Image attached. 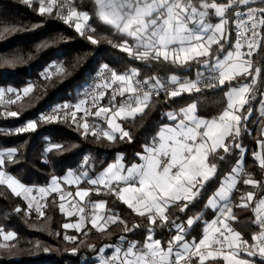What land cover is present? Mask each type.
<instances>
[{
	"label": "snow or ice",
	"instance_id": "snow-or-ice-1",
	"mask_svg": "<svg viewBox=\"0 0 264 264\" xmlns=\"http://www.w3.org/2000/svg\"><path fill=\"white\" fill-rule=\"evenodd\" d=\"M32 6L34 0H23ZM38 14L41 16L53 14L57 19L84 36L87 31L86 22L90 19L87 11H78L73 0H38ZM96 16L105 25L110 26L116 33L126 36L119 45L108 42L113 47H119L121 52L134 61L145 65L172 66L179 72L190 73L195 70V78L188 75L173 73L166 78L158 73L141 79L140 72L130 68L124 73H117L104 65L101 73L103 83L95 86V94L91 97L92 106L111 91L110 106H100L92 113L86 106L87 101L78 104L56 105L50 112L41 113L38 120L28 121L15 130L16 134L34 132L40 123H53L72 120L83 134L89 132L98 140L101 135L109 142H114L118 132L121 141L132 142V136L119 123L120 120L142 116L154 98L163 92L168 99L183 94L200 93L205 88L223 87L231 84L238 77L250 78L239 87H230L226 93L227 108L212 119H205L197 114V104L192 103L179 111H167L155 135L143 145V151L136 153L139 162L126 164L123 154H117L113 163L107 165L103 171L95 176L90 175L94 168L93 158L85 155L77 170H69L63 178L65 184L79 185L82 181L94 186L97 194L101 189L106 194L115 195L117 200L131 209L137 216L146 218L147 235L143 243L127 240L120 236L119 242L106 245L99 249L111 248V256L101 259V264H206V261L222 259L224 264H264V196L256 199V193L249 191L241 197L237 206L252 208L255 219L252 221L258 228L254 232L251 243L242 238L230 221L237 217L233 212L232 194L237 184L251 185L254 189L264 187V184L253 178L241 166L239 160L220 181L219 187L208 198L205 209H211L217 214L211 222L204 221L202 238L196 242L186 239L188 230L203 220V213L181 220L180 216H173L172 210L186 213L190 206L203 194L206 185L214 179L219 170V163L232 155L233 149H241L237 142L241 135L242 125L248 119L244 113L251 114L248 106L253 100L261 105V116H264V94L258 93L256 86L261 77V66L252 59L264 45V0H94ZM17 27H5L0 31V40L8 32H18ZM235 34L232 49L221 58L220 52L224 45L231 43V36ZM92 44L98 40L92 35L87 36ZM50 40L37 45V51L51 47ZM215 46V47H214ZM31 58V57H29ZM3 63L14 66L22 57H3ZM56 74H63V65H50L41 73L45 80H50L52 68ZM104 72H110L104 76ZM34 91L31 83L21 90L0 87V99L7 94H14L16 100L29 96ZM117 97H120L117 102ZM9 104L15 103L13 100ZM84 115L77 120V113ZM4 115L18 117L16 111H7ZM94 115L107 121L111 131L98 132L96 126L90 125L87 117ZM83 121V122H80ZM261 153H254L259 166L264 169V141H259ZM222 150V151H221ZM18 148L0 149V185H7L16 196H23L28 201V208L33 207L36 196L34 189L26 187L14 176L4 170L6 164L16 163ZM63 151V145L52 144L45 152ZM42 199L50 193H60V211L68 216H78L75 224H64L65 229L74 228L81 231L83 222H90L97 231L104 233L108 224L124 225V232H132L141 227L133 224L131 228L119 217L110 212L105 201H87L91 206V216L86 213L85 198L89 197L92 189L79 188L75 196L80 202L68 201L65 208V194L61 190L59 180L53 177L48 187L36 189ZM71 192L67 196L71 197ZM254 204V207L252 206ZM36 211L43 216V205L36 202ZM20 212V209H16ZM157 228H169L174 235L165 247L161 240L155 239ZM0 235L5 241L15 238V232L0 228ZM64 239L74 242L75 236L65 235ZM0 247H6L0 245ZM90 250L95 246L89 245ZM45 252L49 250L44 249ZM253 259L240 258V252ZM78 253V247L70 250Z\"/></svg>",
	"mask_w": 264,
	"mask_h": 264
},
{
	"label": "trees",
	"instance_id": "trees-1",
	"mask_svg": "<svg viewBox=\"0 0 264 264\" xmlns=\"http://www.w3.org/2000/svg\"><path fill=\"white\" fill-rule=\"evenodd\" d=\"M73 2L78 11H87L90 14L84 36L77 33L74 26L70 27L63 20L57 19L54 14L39 15L37 2L30 7L23 0H0V31L5 27L22 29L18 32H8L0 40V87L21 90L29 83L34 85V91L29 96L20 100L13 99L15 103L12 104L0 103V149L16 147L19 150L17 162L6 164L4 170L26 187H43L48 185L53 177L60 178L69 170H77L85 155L93 158L94 168L90 172L92 176L112 163L117 154H123L126 164L131 165L138 161L136 153L143 151V145L155 135L160 124L169 123L166 119L162 120L165 112L176 111L196 103L197 114L200 117L205 119L218 117L226 107V91L230 87H239L245 82H251L250 78L241 76L231 84L205 88L200 93L183 94L172 99H168L165 94L159 95L154 98L142 116L136 117L135 120H121L122 127L131 133V143L127 140L121 141L119 136L114 142H109L102 135L99 140L91 132L84 135L83 129H78L71 119L66 122L40 123L34 132L16 134L17 128L28 121L38 120L40 114L52 106L74 103L81 88L93 81L97 71L104 65H108L117 73H124L135 67L140 72L141 79L157 73L164 78L173 73L195 78V70L183 73L170 65H145L131 60L119 47H113L108 42L111 40L119 45L129 38L116 33L97 18L94 0ZM88 35L94 36L98 43L92 44L87 38ZM45 40L52 41L53 45L37 51V45ZM234 41L233 31L231 43H226L225 50L219 53L221 58L232 49ZM3 57H22L23 60L9 66L3 63ZM252 59L256 65L264 69V45L253 54ZM54 63L57 66L62 64L65 72L58 75L56 68L53 67L51 79H43L41 73ZM263 87L264 72L256 86L257 92L262 93ZM107 97L111 99V94L107 93ZM119 100L117 97V102ZM258 105L259 96L246 106L252 111L242 125L237 142L242 146V150H245L242 157L244 170L264 184V169L260 168L254 158L256 140L260 136L263 123L256 111ZM7 111H16L20 115L8 117L4 115ZM79 119L77 118L78 121ZM52 144L63 145V151L45 152ZM242 150L233 149L232 155L225 161L218 162L217 176L208 182L202 196L186 213H179L178 209L172 210L173 216L178 215L185 221L188 217L203 213V220L188 230L187 240L197 241L201 237L203 221L214 217L204 205L218 188L221 179L236 165ZM249 191L256 193V199L264 196V187L254 189L243 184L241 180L232 194L233 212L237 217L232 221V227L241 233L243 239L250 242L253 233L258 232V227L252 223L254 220L252 208L237 206L241 203V197ZM89 200L105 201L107 209L118 214L129 228L133 224H139L141 227L125 233L124 225L116 223L110 224L106 231L101 233L85 222L80 232L74 228L65 229L64 224H74V217L66 218L61 213L59 208L61 202L55 196H49L43 201L41 211L44 215L41 216L36 210L29 209L26 201L21 196H16L7 185H0V228H3L5 233L13 231L16 234L11 241H5L3 235H0V245L6 246L0 247V264H95L99 249L116 244L120 236L143 243L147 235L146 218L137 216L114 195L103 191L100 194L92 192ZM17 208L20 212L16 211ZM173 234L169 228H157L155 239L161 240L164 246H167ZM65 235L75 236L77 239L69 242L64 239ZM89 245L95 246V250H90ZM74 247H78V253L75 255L70 252ZM45 248L49 251L45 252ZM206 264L223 263L219 260H210Z\"/></svg>",
	"mask_w": 264,
	"mask_h": 264
},
{
	"label": "crops",
	"instance_id": "crops-1",
	"mask_svg": "<svg viewBox=\"0 0 264 264\" xmlns=\"http://www.w3.org/2000/svg\"><path fill=\"white\" fill-rule=\"evenodd\" d=\"M34 2H37L38 3V0H34ZM39 4V3H38ZM87 23V22H86ZM87 25V24H86ZM227 54V53H226ZM225 54V55H226ZM224 55V56H225ZM223 56V57H224ZM222 57V58H223ZM110 77V76H109ZM239 78V77H238ZM230 89V88H229ZM229 89L226 91V93L229 91ZM108 93L109 94H111V91L109 90L108 91ZM226 93H225V98H226V107H225V109L227 108V104H228V99H227V96H226ZM262 94H264V87H263V92H262ZM107 95V94H106ZM106 95H105V97L103 98V99H101V100H99L98 101V104H97V106L96 107H91L89 110L92 112V113H94L96 110H97V108L98 107H100V106H106V107H108V106H110V104H109V101H110V97H107L106 98ZM119 99H120V97H118ZM78 104V103H77ZM76 105V104H75ZM188 106V105H187ZM186 107V106H185ZM184 108V107H183ZM182 109V108H181ZM180 109H178V110H176V111H179ZM257 113H258V115H259V118H261L262 119V121H263V123H262V128H261V130H260V136L258 137V139L256 140V152L255 153H261V148H260V144L258 143L259 141H264V116H261V105H260V103H259V105L257 106ZM84 115V113L83 112H78L77 113V118H80L81 116H83ZM247 116L249 117V114H247ZM87 120H88V122H89V124L90 125H94V126H96V130L98 131V132H101L102 133V131H105V130H107V131H111V129H109V127H108V123H107V121L103 118V115L101 116V117H96V116H94V115H89L88 117H87ZM83 122V121H82ZM117 123H119L120 125H121V120L119 119V118H117V121H116ZM121 127H122V125H121ZM116 137L117 136H119L120 134L117 132L116 134ZM244 152H245V150L243 149L242 150V153H241V156H240V159H239V161L241 162V166L244 168V166H243V160H242V157H243V155H244ZM116 157H117V155H116ZM116 157H115V159H116ZM115 161V160H114ZM113 161V162H114ZM256 161L259 163V161L256 159ZM112 162V163H113ZM139 162V160L137 161V163ZM82 163V160H81V162H80V164ZM232 169V168H231ZM231 169H230V171H231ZM103 171V170H102ZM229 171V172H230ZM101 172V171H100ZM228 172V173H229ZM67 173H68V171L62 176V177H60V178H57L58 180H59V183H60V187H61V190L63 191V193L65 194V197H66V199H65V201H64V203H65V208L67 209L68 207H69V205H68V201H73V202H80L79 201V197H76L75 196V193H76V191L79 189V188H85V189H92V191H90V194L92 193V192H95L96 193V191L94 190V186H92V185H89V184H87L86 182H84V181H82L78 186L77 185H69V184H65L64 183V180H63V178L67 175ZM98 174V173H97ZM50 183H51V181H50ZM50 183L48 184V185H46V186H43V187H48L49 185H50ZM249 186H251V185H249ZM219 187V186H218ZM252 187V186H251ZM29 188H33L34 189V191H33V193H32V195H34V196H36V201L33 203V207L31 208V209H33V210H36V207H35V205H36V202H39L41 205H42V203H43V201L45 200V199H42L40 196H39V194H38V192L37 191H35L36 189H38V188H41V187H29ZM217 189V188H216ZM101 191H103V192H106V190H104V189H101ZM216 191V190H215ZM214 191V192H215ZM69 192H71L73 195L71 196V197H69V196H67V193H69ZM213 192V193H214ZM212 193V194H213ZM49 196H55L57 199H59L60 200V193H55V192H53V193H50L46 198H48ZM115 196V195H114ZM22 198H23V196H21ZM116 197V196H115ZM24 199V198H23ZM25 200V199H24ZM26 201V203L28 204V201L27 200H25ZM87 201H90L89 200V197H86L85 198V202H84V204H85V206H86V213H87V215L90 217L91 216V206H90V204H87ZM96 201H98V200H92V202H96ZM60 202H62L61 200H60ZM207 202V201H206ZM126 206V205H125ZM127 207V206H126ZM254 207V206H253ZM131 210V209H130ZM209 211L213 214V216L214 217H212V218H209V220H206V221H208V222H211L212 220H214V219H216V216H217V214L216 213H214L211 209H209ZM62 213V212H61ZM62 214H64V216L66 217V218H72V217H74V224L75 223H77L78 222V220H79V217L78 216H68V215H66L65 213H62ZM135 214V213H134ZM253 215H254V213H253ZM254 219H255V216H254ZM85 222H87V221H85ZM85 222H83V224L85 223ZM90 225H91V223L90 222H88ZM230 223H231V225H232V221H230ZM82 224V225H83ZM110 224H108V225H106V228L109 226ZM92 226V225H91ZM204 227H205V224H204V221H203V229H204ZM258 231H259V228H258ZM174 232V231H173ZM175 234V233H174ZM173 234V235H174ZM202 236H203V230H202V233H201V237L196 241V242H198L201 238H202ZM189 241V240H188ZM192 240H190L189 242H191ZM252 241H250L249 243H251ZM118 243V242H117ZM105 247V246H104ZM166 247V246H165ZM111 254H112V249L111 248H105V252H103V253H101V252H99V254H98V256H97V258H96V262H95V264H101V259L102 258H104V257H107V256H111ZM240 258H244V259H253V258H250V257H247L242 251L240 252ZM217 260H219V261H221L223 264H224V261L222 260V259H217ZM255 260H256V262H257V264H259V257H257V258H255ZM193 262H198V260L196 259V258H193ZM207 262V261H206Z\"/></svg>",
	"mask_w": 264,
	"mask_h": 264
},
{
	"label": "built area",
	"instance_id": "built-area-1",
	"mask_svg": "<svg viewBox=\"0 0 264 264\" xmlns=\"http://www.w3.org/2000/svg\"><path fill=\"white\" fill-rule=\"evenodd\" d=\"M86 27L88 28V26L86 25ZM234 31V30H233ZM102 70V69H101ZM101 70L97 71L95 79L93 81H91L89 84L84 85L78 96L77 99L74 103H69V105L74 106L75 104L79 103L82 100L87 101V107L90 109L92 107V100L91 97L95 94V86L98 83H103V79L101 76H99L98 74L101 73ZM104 76H110V72H104ZM161 94H164L163 92ZM160 94V95H161ZM63 104H68V103H62V104H58V105H63ZM56 106V105H54ZM52 106L51 108L45 110L43 113H48L51 111V109L54 107Z\"/></svg>",
	"mask_w": 264,
	"mask_h": 264
},
{
	"label": "rangeland",
	"instance_id": "rangeland-1",
	"mask_svg": "<svg viewBox=\"0 0 264 264\" xmlns=\"http://www.w3.org/2000/svg\"><path fill=\"white\" fill-rule=\"evenodd\" d=\"M16 99L14 94H7L3 99H0L1 104L7 103L9 100Z\"/></svg>",
	"mask_w": 264,
	"mask_h": 264
}]
</instances>
